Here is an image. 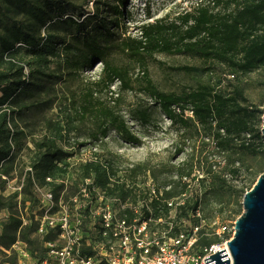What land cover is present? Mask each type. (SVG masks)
<instances>
[{
  "label": "rangeland",
  "instance_id": "obj_1",
  "mask_svg": "<svg viewBox=\"0 0 264 264\" xmlns=\"http://www.w3.org/2000/svg\"><path fill=\"white\" fill-rule=\"evenodd\" d=\"M27 1L38 4L46 11L45 25L41 26L39 21L26 10L3 3L1 17L4 22L0 24V34H6V30L12 24L24 27V29L33 28L37 36L42 39V43L47 41L49 46L54 48V54L48 56L47 62H41L40 59L27 52L25 45H16L15 48L18 51L4 53L5 62L0 64L1 70L8 69L11 63H17L25 66L26 75L34 71L33 75L27 77L29 84L19 94L12 108L14 113H12L10 127L13 131L20 132L22 139L16 144L13 158L6 163L4 168L7 173L4 174L8 179L0 181V198L6 206L8 204L13 206L12 209L4 206L9 215L12 213L16 218L19 215V209L23 210L26 215L29 214L28 203H32V211H39L35 198L32 199L31 194H27L25 189L20 203L18 196L13 194L15 183L21 178H25L26 186L29 167H33L36 176L41 171L34 164L37 154L36 143L55 140L58 146L69 152L73 146L64 140L69 128L67 122L70 119L67 105L71 97L78 96L85 85L97 79L103 70V64L99 60H92L90 65L83 67L84 62L92 57L87 46L88 42H95V45L103 48L108 59L128 69L132 78L135 79L132 90H121L119 83L111 89L115 93L114 97L120 95L117 107L130 131L140 139V143H128L121 134L110 130L103 140L104 143L100 145L104 153L118 157L120 163L131 160L139 165H147L151 174L155 173L156 179L167 185L177 179L181 170L188 172L194 165H209V161H212L216 155L213 158H209L208 155H214L217 151L207 144L206 131L195 124L186 128L179 123L172 122L153 99L143 93L140 88V78L146 67L150 78L161 91L177 94L189 91L196 87L198 77L175 69L181 66H195L200 64V61L184 54L157 53L142 63L121 50V43L126 38L140 35L139 27L143 24L165 17L172 20L180 13L191 11L197 0ZM29 5L27 4L26 7L28 8ZM117 11H121L123 16L119 18ZM68 16L75 17L74 20L82 23L81 26L69 21ZM243 86L248 98L247 104L264 109V71H256L243 77ZM226 88H229L227 84L224 85L225 90ZM144 109H148L151 115L149 123L141 122L135 113L136 110ZM259 126L261 129L264 126L263 117ZM70 127L76 128L68 136L71 139L92 141L88 138L90 128H92L90 124H74ZM251 143L257 149V155L245 154L239 150L223 152L226 166L222 175L228 173L227 167L231 161L241 167L238 178L228 179V187L234 186L238 189L246 187L252 175L264 172V140L252 139ZM179 150L182 151L180 154H178ZM64 165L65 162L62 167ZM67 166L62 168L61 173H67ZM78 171L79 168L74 172ZM66 178L73 185H76L79 180L73 173ZM176 189H179V186ZM32 193L35 195L33 188ZM205 199L202 204L208 221L215 224V227L219 224H227L232 230V238L235 232V222L239 218V213L243 212V196H231L229 189L223 192L225 200L223 207L225 208L222 212L214 196L208 200ZM4 229H7L8 234L2 236L0 246L10 249L13 243L10 242L9 235L15 234L17 237L19 231H15L10 220L4 224ZM31 240H33L32 245L35 251L42 254V239L33 237L32 233ZM9 252L12 254L11 249ZM6 261L9 264H17L15 256L6 257L0 249V264H8Z\"/></svg>",
  "mask_w": 264,
  "mask_h": 264
},
{
  "label": "trees",
  "instance_id": "obj_2",
  "mask_svg": "<svg viewBox=\"0 0 264 264\" xmlns=\"http://www.w3.org/2000/svg\"><path fill=\"white\" fill-rule=\"evenodd\" d=\"M3 3L26 10L39 21L41 26L46 23L47 13L38 4L28 3L27 0H2L0 24L4 22L1 17ZM27 4H30L28 8ZM117 12L119 18L123 16L121 11ZM68 18L72 23L81 26L82 23L75 21V17L68 16ZM168 18L140 26V35L126 38L121 43V50L142 63L157 53L184 54L200 61V64L195 66H181L175 69L198 77L196 87L189 91L179 94L161 91L150 78L146 67L140 78V88L143 93L153 99L172 122L186 128L195 124L206 131L207 144L217 151L214 155H208L209 158L215 155L221 157L225 165L213 170L212 163L209 161L207 166L212 178L205 198L208 200L214 196L222 212L225 208L223 192L229 189L231 196L244 197L262 174L255 173L246 187L238 189L234 186L228 187V179L240 176V166H236L234 161H231L227 167L228 173L224 175L221 173L226 166L223 152L239 150L245 154L257 155L258 151L251 141L252 139L264 140L259 126L264 109L247 104L248 98L243 86V77L256 71H264V0H197L191 11L180 13L172 20ZM41 40L33 28L24 29L12 24L6 30V34H0V64L5 62L4 53H15L18 51L15 46L22 44L33 57L40 59L41 62H47L48 56L54 54V48L50 47L47 41L42 43ZM87 46L92 57L84 62L83 67L90 65L92 60H99L103 64V70L97 79L85 85L78 96L71 97L67 105L70 112V119L67 122L69 128L64 140L75 147H81L84 141L68 137L76 129L70 126L90 124L92 128L88 138L92 141L104 140L110 130H115L126 142L140 143V139L130 131L117 107L120 95L114 97L115 93L111 89L119 83L121 90H132L135 79L132 78L128 69L108 59L104 49L95 45V42H88ZM33 74L34 71H30L26 75L25 66L17 63L9 64L6 70L0 69V167L2 166L0 171L2 175L7 174L4 171L6 163L13 158L15 146L22 139L20 132H15L10 127L12 113H14L12 108L19 94L29 84L27 77ZM225 84L229 86L226 90ZM109 94L112 95L109 96ZM135 113L141 122H150L151 115L148 109L136 110ZM36 147L34 164L41 171L37 176L34 169L33 174L30 171L27 172V183L24 189L37 202L36 196L32 193L34 181L45 184L48 176L63 174L62 168L68 165L67 159L73 153L58 146L55 140L37 142ZM181 152L179 150L178 154ZM64 162L65 165L62 167ZM139 168L145 169L147 165H139ZM95 170L99 172L96 167ZM89 172V168L82 169L85 175ZM185 173L187 172L181 170L179 175ZM154 175L156 176L155 173ZM0 181L4 180L0 177ZM0 206L3 208L6 206L1 198ZM6 207L13 208L11 204ZM242 213L240 212L238 216L240 217ZM9 220L13 223L15 231H19L21 222L12 213L9 215ZM22 232V238L33 243L31 236L34 229L26 228ZM7 234V229H3L0 240ZM231 236L229 235L226 240H230ZM9 239L13 243L16 235L10 234ZM212 242L216 241H204L205 244Z\"/></svg>",
  "mask_w": 264,
  "mask_h": 264
},
{
  "label": "built area",
  "instance_id": "obj_3",
  "mask_svg": "<svg viewBox=\"0 0 264 264\" xmlns=\"http://www.w3.org/2000/svg\"><path fill=\"white\" fill-rule=\"evenodd\" d=\"M102 143L72 146L66 174L48 176L44 185L34 181L39 211H31L30 203L29 214L19 209L12 254L0 246L6 257L15 256L17 264H206L220 250L227 254L231 228L215 227L203 209L212 178L208 166L194 165L173 183L162 184L149 168L105 154ZM211 163L213 170L224 166L218 156ZM28 170L33 174L32 167ZM71 173L79 178L76 185L66 178ZM0 177L8 179L1 171ZM24 187L25 178L15 183L19 203ZM8 220L0 206V237ZM26 228L42 239V254L22 238Z\"/></svg>",
  "mask_w": 264,
  "mask_h": 264
},
{
  "label": "water",
  "instance_id": "obj_4",
  "mask_svg": "<svg viewBox=\"0 0 264 264\" xmlns=\"http://www.w3.org/2000/svg\"><path fill=\"white\" fill-rule=\"evenodd\" d=\"M228 248L232 262L223 249L207 257L206 264H264V172L243 197V213L235 222Z\"/></svg>",
  "mask_w": 264,
  "mask_h": 264
},
{
  "label": "bare ground",
  "instance_id": "obj_5",
  "mask_svg": "<svg viewBox=\"0 0 264 264\" xmlns=\"http://www.w3.org/2000/svg\"><path fill=\"white\" fill-rule=\"evenodd\" d=\"M227 256H228L230 262H232V257H231V254L229 253V251L227 252Z\"/></svg>",
  "mask_w": 264,
  "mask_h": 264
}]
</instances>
